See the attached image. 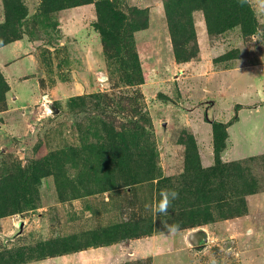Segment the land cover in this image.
Masks as SVG:
<instances>
[{
  "label": "rangeland",
  "instance_id": "obj_1",
  "mask_svg": "<svg viewBox=\"0 0 264 264\" xmlns=\"http://www.w3.org/2000/svg\"><path fill=\"white\" fill-rule=\"evenodd\" d=\"M243 1L249 28L230 18L211 34L193 11L198 52L181 60L165 0H0V27L18 36L0 46V181L44 167L0 217V264H264V0ZM119 132L151 148L156 178L104 188ZM190 139L202 167L238 160L254 175L247 212L112 241L165 215L159 188L180 186Z\"/></svg>",
  "mask_w": 264,
  "mask_h": 264
},
{
  "label": "trees",
  "instance_id": "obj_2",
  "mask_svg": "<svg viewBox=\"0 0 264 264\" xmlns=\"http://www.w3.org/2000/svg\"><path fill=\"white\" fill-rule=\"evenodd\" d=\"M44 2L50 9L60 10L91 3L92 0H44ZM199 9L205 14L208 31L211 34L222 32L227 26L224 23H227L230 18L250 27L247 18L251 13L243 0H165L166 17L174 50L181 60H189L198 52L192 12ZM3 28L5 27H0V46L18 37ZM215 129L217 133L224 132L225 125L216 122ZM127 141V134L119 132L110 142L112 145L104 148V153L109 159L98 166L102 172V176L99 177H103V180L108 179L105 180L107 183L104 186L105 189L156 178L157 165L153 160L151 148L138 146L133 152L130 145H121ZM185 144L187 172L183 175L180 186L175 188L173 184H169V189L177 190L179 195L177 199L169 203L167 211L162 213L165 215L158 223L151 222L147 226H141L139 221L122 223L115 228L116 235L111 238L112 241L138 237L158 230L194 227L205 221L228 219L247 212L245 197L255 192L257 186L254 175L249 174L250 171L244 163L238 160L223 162L217 158L212 166L204 168L201 166L194 140L190 139ZM61 154L66 155L65 152ZM20 171L22 172L20 177L19 174L14 173L3 182L0 181L2 182L0 183V217L15 210L17 204L14 199L25 196L27 189H31L43 176L44 167L33 171L28 168ZM34 173H36L35 176L32 175ZM103 180L100 181L96 177L94 181L101 183ZM87 193L92 192L87 190ZM160 193L159 188L158 203L161 200ZM62 251H64L62 248L57 247L49 252H41L40 255L54 256Z\"/></svg>",
  "mask_w": 264,
  "mask_h": 264
},
{
  "label": "clouds",
  "instance_id": "obj_3",
  "mask_svg": "<svg viewBox=\"0 0 264 264\" xmlns=\"http://www.w3.org/2000/svg\"><path fill=\"white\" fill-rule=\"evenodd\" d=\"M179 193L177 190L175 189H163L160 193V203H159V211L161 213H164L167 211L168 205L171 201L177 199ZM170 230L174 231V228H171ZM213 264H215V262H213Z\"/></svg>",
  "mask_w": 264,
  "mask_h": 264
},
{
  "label": "crops",
  "instance_id": "obj_4",
  "mask_svg": "<svg viewBox=\"0 0 264 264\" xmlns=\"http://www.w3.org/2000/svg\"><path fill=\"white\" fill-rule=\"evenodd\" d=\"M39 263H41V264H42V263H43V261H41V262H39ZM46 263H47V261H46Z\"/></svg>",
  "mask_w": 264,
  "mask_h": 264
}]
</instances>
